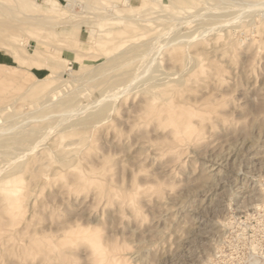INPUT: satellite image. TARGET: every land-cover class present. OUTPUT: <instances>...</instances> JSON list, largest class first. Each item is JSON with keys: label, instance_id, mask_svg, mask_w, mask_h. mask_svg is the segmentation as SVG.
Instances as JSON below:
<instances>
[{"label": "rangeland", "instance_id": "1", "mask_svg": "<svg viewBox=\"0 0 264 264\" xmlns=\"http://www.w3.org/2000/svg\"><path fill=\"white\" fill-rule=\"evenodd\" d=\"M68 2L31 0L27 13L36 20L27 30L16 29L24 15L0 13L13 24L9 39L24 38L0 48V110L9 114L0 113V137L85 122L101 102L117 105L109 118L75 126L87 139L65 140L64 161L75 166L52 177L40 166L9 183L23 196L14 208L0 190V264H100L92 244L109 249L110 264H264V206L256 207L264 203V0H72V9ZM120 65L141 73L132 87L93 84ZM156 69L166 81L189 69L203 78L176 90L217 108L200 139L172 143L169 128L138 117L146 102L134 92ZM66 91L78 101L58 112L37 103ZM49 135L35 149L28 141L0 144V176L12 160L38 158L56 137Z\"/></svg>", "mask_w": 264, "mask_h": 264}, {"label": "bare ground", "instance_id": "2", "mask_svg": "<svg viewBox=\"0 0 264 264\" xmlns=\"http://www.w3.org/2000/svg\"><path fill=\"white\" fill-rule=\"evenodd\" d=\"M30 3H31V0H20V1L16 0L11 5H7V4L0 5V13L4 14V15H7L8 12L12 13L13 16L15 17V19H17L19 21L21 20L20 19L21 14L24 15L25 17H23V18H25V19H24L23 23H25V26L24 27L22 25L21 26H17L16 29L17 30L18 29L19 30L20 29L21 30H23V29L27 30V29H29L28 26L34 25L32 23H34L35 21L33 22L32 19L36 20L34 17H32L33 15L32 16L30 15L32 13H30V14L27 13L28 8L29 9L32 8ZM173 4L175 5V1H173ZM67 6H69L71 9L73 8L72 0H69ZM260 16H263V15H260ZM116 17L126 18L127 16L124 15V14H117ZM51 23H52V21H46L45 23L42 24V27H43L44 30H50V33H54V31H52L50 29ZM26 24H29V25L27 26ZM248 24H252V23L249 21ZM40 25H41V23H40ZM12 27H13V24L11 22H9L7 20H0V48H4L5 44L7 45V43H10L9 44L10 46L12 44V46L16 48V47H18V43H21L22 41L24 42V38L22 37V35L20 36L19 34L18 35L15 34V36L17 37L16 39H14V40H12V39L10 40L9 39L8 32L12 29ZM36 29H37V26H36ZM187 39H189V38L187 37ZM156 40H157V38H156ZM158 40H160V39H158ZM157 42H159V41H157ZM157 42H155L156 46H157ZM153 43H150V44L154 45ZM150 44H148V45H150ZM177 45H180V44H177ZM55 47L56 46H54V48ZM186 47H187V45H186ZM186 47H181V48L186 50ZM24 48H22V49H24ZM151 48H153V47H151ZM22 49H20V50H22ZM149 50H150V47H149ZM150 51H152V49ZM147 52H149V51H147ZM173 52H175V51H173ZM188 57H189V54H188ZM145 60H146V58H144L143 61H145ZM113 63H112V66H113ZM199 64L202 67L203 62L200 60ZM188 65H189V62H188ZM109 67H110V65H109ZM137 67H141V66L139 65ZM100 68H105V66L104 67H100ZM145 68H147V67H145ZM69 69L71 70L72 66H70ZM97 69H99V68H97ZM203 69H204V67H203ZM96 71H99V70H96V69H95V71L93 70V72H96ZM111 71H114V70H111ZM155 71H157V72L155 73ZM158 71H160V70H157V69L154 70V73L152 74L151 77L145 79L142 84H139L140 83L139 82L138 83L139 85L136 87V90L134 92L135 95H133V99L139 98L140 101L146 102L145 111H144V113H142L144 115L138 114V117L140 119H142L143 123L144 122H147V123H149V122L152 123L153 122V123L156 124L157 127H163V128H167V129L169 128L168 132L170 131V133H171V134L169 133L170 134L169 136H171V138H169V140H172L171 141L172 143L173 142L175 144H177L179 142H188L189 143L190 141H194V140H196L198 138L200 139L202 137V135H203L202 131L205 129V123L202 124V122L206 121L205 119H209L211 115L215 114L217 112V108H216V106H213L209 101L206 102V101H203V100H197V98H193L191 100H188V97H186L183 94H179V90L177 92H176V90H177V86H185V85H187L190 82L199 83V81L202 80L203 78H200V77L195 78L194 75L197 72V69H189L186 77H184L182 79L181 78L180 79L169 78V80L166 81L165 79H167L169 77V75L161 77L160 75H162V73H159ZM132 72H133L132 69L121 68V65H120V66H118V68L114 72H111L110 74L108 73L107 75L104 73L105 74L104 76L95 78L94 80H96V81L93 84H96L97 86H101V88L103 87L102 89H108V88H111V87H114V86H125V87L129 88L128 87L129 81L135 79L136 75L141 74L140 72L138 74L137 70L134 73H132ZM88 74H90V73H88ZM82 75L83 74L78 75L77 77H75L74 81L79 80ZM210 75H212V74H210ZM53 76H54V74L51 75V76L49 75V77L48 76L47 77L50 78V77H53ZM47 77L44 78V79L39 78V80L40 81L43 80L42 82H44V80L48 79ZM88 79L89 78L87 77V80ZM71 83L72 82L67 80L64 83V85L66 86V88H68V86ZM125 84H127V85H125ZM129 86H131L130 83H129ZM81 87H78L76 89V91H78ZM33 88H34L35 91H39L40 89H43V88H39V86L38 87L35 86ZM118 88L120 89V87H118ZM131 90L132 89H130V91ZM76 91L75 92H67L66 91L67 93L66 92L61 93V95H59V96H52V95L43 96V97L39 98V101H37V103H39L41 108H44V109L49 108L50 110L58 112L63 107H65L66 105L67 106H69V105L72 106V105H74V102L78 101L77 100ZM122 92L123 91H121L120 93L123 94ZM113 93H116V92H114V90H113L112 94ZM30 96H33V95L31 93H29V92L25 93V95H24V97H28V98ZM116 96H115L114 101L116 100V98H118ZM119 96H120V94H119ZM108 97H110V95H108ZM105 98H106V96H105ZM110 100H111V98L109 99V101ZM116 103H117V101H116ZM116 103L115 102H105V103L101 102V105L96 106L95 108L91 109V111L88 112V114L84 118L85 122L83 120L82 121L84 123H86V120H89V122L94 121V123L95 122L98 123V119L99 118L102 119V120L109 118L110 115H111L110 112L114 111L115 108H116V105H117ZM213 103L216 104L214 101H213ZM121 104L119 106H121ZM0 109H2V108H0ZM3 109L5 110L6 108H3ZM66 111H68V110H66ZM66 111H65V113H66ZM70 111H73V110H70ZM0 113L3 115L2 110H0ZM7 115H9V114H7ZM7 115H3V117H5V119H7ZM69 116L66 115L67 118H69ZM61 119H62V117H61ZM19 121H21V120L19 119ZM79 121L71 122L69 124H66V122L65 123L58 122V123L46 125L44 127V129L36 128V129H31V130L30 129L29 130L26 129V130H22V131L19 130L20 132L12 134L8 138H1L0 137V144L5 143V141L7 143H23L25 141H28V142L31 143V145H33L32 148L34 147L33 149H35L36 147H38V146H40V145L45 143L46 138L48 139V136H51L49 134H52V133L55 132V136H56L55 138L52 139L53 141H52L51 146L47 147V145H46L47 148L42 153L38 151L40 153L39 154L40 156L38 158H35V159H32V160L28 159L26 161L25 160H21V159L20 160H12L10 162V164L8 166V169L6 170L5 174L0 176V190L1 191H6V194L3 197V199L6 201V203L8 204L9 208L16 207L18 201L19 200L21 201L23 196L21 194H18V195L15 194L14 191L17 192L18 189H11V188H9L7 186H9L8 185L9 183L14 184L15 182L21 180L22 176L26 172H29V171H31V172L34 171L35 172V171H37L40 168V166H46L47 168L43 169V172H44L43 175H46L47 177H52L53 175L57 174L59 171H63V170L66 171V168L68 169L69 166H75V165L71 164L72 161H71L70 164L66 163L64 161L65 154H63L64 152L62 153L61 149L64 146L66 147V145L69 143V141L64 143L67 138H72L74 136H78V139L81 138L83 140L88 138V133L89 132L87 133V130L82 129L83 127L82 128L81 127H75L77 125H80L79 123H82V121L81 122H79ZM62 122H64V120ZM59 123H61V124H59ZM111 125H113V124H110L108 127H111ZM156 126H154V127H156ZM0 127H2V125ZM4 127H6V126H4ZM84 128H86V127H84ZM3 130H5V128L2 129V131ZM1 133H3V132H1ZM90 136H91V134H90ZM84 142H86V141H84ZM164 142H163V144H165V147L168 148L166 145H169L170 143L166 142V143H169V144H166ZM161 143H162V141L159 144H161ZM190 143H192V142H190ZM163 144H161V145H163ZM171 146H169V147H171ZM165 147H164V149H165ZM40 148H42V150H43V146L40 147ZM172 149H173V147L171 148V151H172ZM42 150H40V151H42ZM71 150H69V151H71ZM168 150L170 151V149H168ZM65 152H67V151H65ZM166 152H167V150L165 151V153ZM33 153H36V152H33ZM67 155H68V157L70 156L69 154H67ZM30 156H31V154H30ZM34 156L36 157V154ZM27 158L28 157H26V159ZM71 159H73V158H71ZM74 159H77V158H74ZM78 161H80V160H78ZM75 163H76V161H75ZM77 163H79V162H77ZM82 163H81V165H82ZM84 165L86 166V164H84ZM86 168H89V167H86ZM89 172H91V171H89ZM34 177H36L37 179L39 178L37 176H34ZM76 179H78V178H76ZM79 180H81L80 177H79ZM136 194H138V193H136ZM25 198H26V196H25ZM263 206H264V203H257L256 204V207H263ZM11 211H12V209H11ZM20 212L22 213V210ZM20 212H19V214H20ZM14 213H16V212H14ZM12 215H14V214H12ZM79 231H82V230H79ZM82 232H84V231H82ZM85 233H77L75 238L78 237L77 240H79V239L87 240V241L91 240V242H94L96 240V239L95 240L93 239L94 238L93 236H92L93 238H91V235L89 236L88 233L85 235ZM92 245H93L94 250L96 252L97 258L99 259V263L100 264H110L111 263L110 255L112 256V254H109L110 253V252H108L109 249L103 248L102 247L103 244L102 245L101 244H92ZM113 256H112V258H113ZM254 262H256V261H254ZM255 264H261V263H258V261H257Z\"/></svg>", "mask_w": 264, "mask_h": 264}, {"label": "crops", "instance_id": "3", "mask_svg": "<svg viewBox=\"0 0 264 264\" xmlns=\"http://www.w3.org/2000/svg\"><path fill=\"white\" fill-rule=\"evenodd\" d=\"M37 69H38L37 71H38L40 74L43 73L42 70H41L42 68H37Z\"/></svg>", "mask_w": 264, "mask_h": 264}]
</instances>
